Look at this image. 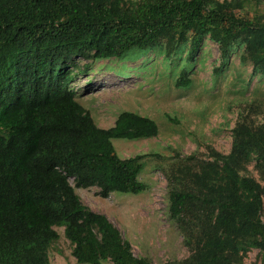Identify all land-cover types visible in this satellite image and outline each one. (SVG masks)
I'll return each mask as SVG.
<instances>
[{
	"label": "trees",
	"instance_id": "16d2710c",
	"mask_svg": "<svg viewBox=\"0 0 264 264\" xmlns=\"http://www.w3.org/2000/svg\"><path fill=\"white\" fill-rule=\"evenodd\" d=\"M256 1L0 0V264H50L55 227L79 264H150L75 188L97 187L104 199L144 192L147 155L121 159L113 140L155 138L159 127L125 111L99 128L76 100L67 64L138 61L163 42L171 60L189 41L187 65L209 36L223 57L244 45L264 76V19L249 15ZM191 84L183 67L175 86ZM233 134L228 155L210 149L211 160L192 155L171 166L170 218L191 253L167 264H236L250 247L264 255V186L242 175L254 156L264 174V126L242 122Z\"/></svg>",
	"mask_w": 264,
	"mask_h": 264
},
{
	"label": "rangeland",
	"instance_id": "374dc122",
	"mask_svg": "<svg viewBox=\"0 0 264 264\" xmlns=\"http://www.w3.org/2000/svg\"><path fill=\"white\" fill-rule=\"evenodd\" d=\"M253 7L249 9L250 17L258 14L264 19V0H260L258 7L253 3ZM164 44L138 61L76 58L67 64V69L73 71L70 87L76 100L99 128L113 127L125 111L149 117L159 127L155 138L113 140L121 159L147 155L138 177L147 186L144 192L112 193L104 199L98 195L97 187L75 188L83 204L105 215L124 240L131 243L135 256L150 264L180 261L191 253L181 230L170 218L171 166L192 155L199 160L210 159V149L228 155L233 130L239 123L264 126V76L254 74L244 45L234 44L227 57H223L220 46L206 36L195 61L186 65L189 41L171 60L166 59ZM183 67L192 84L177 88L175 81ZM242 175L264 186V174L257 169L255 156ZM70 182L74 186L73 179ZM55 230L59 238L49 249L50 264H79L64 228ZM236 264H264V255L250 247L241 253Z\"/></svg>",
	"mask_w": 264,
	"mask_h": 264
}]
</instances>
